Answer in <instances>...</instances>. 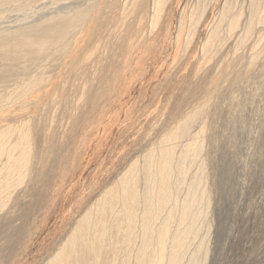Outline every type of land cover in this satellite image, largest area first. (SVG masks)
Returning a JSON list of instances; mask_svg holds the SVG:
<instances>
[{
  "label": "bare ground",
  "instance_id": "bare-ground-1",
  "mask_svg": "<svg viewBox=\"0 0 264 264\" xmlns=\"http://www.w3.org/2000/svg\"><path fill=\"white\" fill-rule=\"evenodd\" d=\"M46 3L51 11L25 23L27 16L34 17L36 9ZM9 6L15 8L17 18L21 16L15 20L23 22L0 29V211L17 188L28 186L35 157L42 164L56 157L53 148L62 142L57 129L75 121L76 132L70 135L75 139V153L77 141L81 143L84 133L97 123L96 112L112 101L123 79L133 76L152 53L159 58L156 67L152 64L154 70L166 69L173 56L167 73L172 72L173 78L180 75L168 88L162 112L139 136L143 141L149 138L148 143L156 137L158 142L152 144L157 145L145 149L142 161L134 160L111 188L98 192L101 195L93 209L73 226L72 218L67 219L72 230L66 239L59 236L54 241L61 245L48 248L49 255L40 264L198 263L201 255L192 243L202 239L198 235L209 207L204 187L208 162L203 153L209 121L216 115L220 129L229 128L234 117L227 112L238 107L241 84L244 80L251 83L256 64L261 67L264 62L260 59H264V0H0V13ZM243 54L248 62L244 63ZM260 81L254 84L256 90ZM60 109L68 116L60 119ZM36 132L42 137L39 155L33 149ZM61 155L67 156L65 149ZM59 160H50L48 171L44 164L37 170L39 181L44 182L38 184L44 190L65 173L66 169L57 167ZM60 180L62 184V176ZM45 205V200L37 201L32 208L40 210ZM38 210L32 212L36 215ZM22 253L24 264H37L29 257L28 247ZM15 257L16 264H22Z\"/></svg>",
  "mask_w": 264,
  "mask_h": 264
},
{
  "label": "rangeland",
  "instance_id": "rangeland-1",
  "mask_svg": "<svg viewBox=\"0 0 264 264\" xmlns=\"http://www.w3.org/2000/svg\"><path fill=\"white\" fill-rule=\"evenodd\" d=\"M43 6L44 7L40 6L36 9V13H38L34 14V17L31 15L27 16L31 20L26 17L27 21L25 19V23L39 17V14L45 16V14L52 10L50 9V4L46 3ZM5 11L8 13H0V29H10V27L15 28L16 24H21L23 22L21 21L18 23V21H16L19 20L21 16L17 18L18 14L16 15L17 12H15V8L13 10V7L10 9L9 6ZM242 19H244V16L241 20ZM243 55H245L244 63L245 61L248 62L249 59H247L248 57H246V54ZM147 58L148 60L144 61V64L142 63L139 67L140 70L137 69L133 73V76H136L137 79L135 78L134 80V77L131 75L129 78L127 76V79H123L124 84H122V82L119 85L122 89H119L120 92L117 91L119 94L116 92L118 96H116L117 94L115 93L116 95H113L115 97L112 98V101L110 100L107 104H103L96 112V114L99 115L96 120L97 123L95 122L96 124L91 127V130L89 129L88 132L84 133V140L82 139L81 143H78L77 141L76 144H79L76 147L77 152H73L75 139L70 136L76 132L75 121L72 119L69 124H64L57 129V137H61L62 142L56 145L57 150L55 147L53 148L54 153L52 156L58 152L55 158L61 160H59V165L57 167L59 168L62 166L61 168L66 170L65 173L61 172V175H58L60 176L59 179L58 177L55 178L53 185L50 182L51 178H46L50 182L48 186L49 191L47 189L44 190V187L41 188L44 182L42 183L39 181L40 177H37V170L45 166V171H48L55 158H49L47 163H43L44 166L41 161H38V157L34 158L30 167L31 174L26 182L29 183L28 186L25 187V185H22L17 188L9 197V202L6 204L5 208L0 211V264H6V261L10 260L11 256V259H14V255H16V257L19 256L20 258L18 257L17 259H20L22 264H24L23 262L25 261H23V258H25V256L23 253L21 254V252L26 247H28L29 257H34V263H43L49 255V253H46L49 251L48 248L50 249L52 248V245L54 247L56 244L59 246L61 245L60 242L55 243L54 241H56L59 236L65 237V239L67 238V235L70 233L69 231L72 230V226L75 221L81 219V217L89 209H93L96 204V200L100 197L104 189H109V187L111 188L113 183L116 184V181H118L134 160L140 161L145 149L147 150L148 148L151 149L152 147H155L154 145L158 142L156 137L148 143L147 141L149 138H146L143 141V139L139 136L144 130H146L148 124L154 120L152 118L157 117V115L162 112L161 110H163V106L166 105L167 95L171 85L173 84L172 82H174V80H176L175 77L178 78L180 74L177 75L178 77L175 76L173 78L171 76L172 72H170V74L169 72L167 73L168 68L172 65L170 63L172 62V59H174L173 56L171 59L168 58L169 65L166 68L167 70L152 69V64L156 67V62L157 64L159 62V58L155 56V53L150 54ZM260 59L264 61L263 57ZM261 65V67H257L258 64H256V67L253 69L252 74L255 79L252 78L251 75L249 77V79L251 78V83L246 80L248 82L247 83L244 80V85L243 83L241 84L243 89L241 87L240 94L236 96V99L239 101L235 100L237 101L236 104L238 107L231 109V114L227 112L228 117L229 115L234 117V119H231L232 121L228 119L232 122L230 126H228L229 128L224 125L222 126L224 127L223 130L220 129L222 124L217 123L218 121L216 119V115L212 116L214 119L209 121V138L206 137L205 140L207 141H204V144H206L203 145V153H205V162H208L204 165L205 173H207L205 174L207 178L205 184H207L204 187L206 192L209 193L210 198H208L209 207L206 213L207 217L203 221V223L205 222L203 224L205 226H203L204 228L201 227L202 231L198 235V237L202 239L200 242L196 239L192 243V249L197 248L199 250V254L201 255L200 261L196 264H264V78H261L264 77V74L262 75V73H264V62L261 63ZM137 71L140 73H137ZM131 77H133L132 80ZM155 78L158 79L155 80ZM128 79L129 81L126 83ZM253 79L257 80V82L262 79V81H260L262 86L260 85V88L257 86L260 90H256L255 88V85H259V82L255 83ZM130 80L132 83H130ZM130 84H132L133 87ZM122 86H126L125 88L127 90ZM162 87L164 90L161 91ZM123 90L126 91L124 92ZM154 95L155 97L153 98ZM240 101L241 103H239ZM240 104L242 106H240L241 109L239 108ZM237 108L239 109L238 111ZM57 116H60V119H63L67 117L68 114L60 109ZM79 117L80 113L75 118L79 121ZM47 119L48 118H46L44 122H46ZM229 121H227V123ZM42 127L44 134L47 122L43 123ZM66 131H68L67 134ZM40 136L41 134L39 132H36V134L33 135V149L37 152V155L41 153L40 150L42 148V137ZM135 136L140 138L142 141L139 142L140 139H137ZM211 136H214V138H211ZM132 139L134 140L131 143ZM73 141L74 143L72 147ZM154 141H156V143L152 144ZM136 142H138L139 145H137L138 143ZM140 145L145 147L142 149ZM130 146L132 147L131 149ZM134 147H137V149L140 148L142 153L140 150L137 151ZM64 149L67 152V156H65V158H60L62 156L61 153L63 152L64 154ZM49 153L51 154V152ZM120 155L123 156L119 157ZM122 157L125 159H122ZM71 159L72 163L71 165L69 164V167L68 163L71 162ZM126 159L128 161H126ZM37 163L41 164L38 165ZM217 166H219V168ZM124 167L126 168L123 169ZM60 170L62 171L63 169ZM118 173L119 175H117ZM61 176L64 180L63 183L65 182V184H61ZM103 177H106V179H103ZM56 179L60 180L59 183ZM101 180L104 182H101ZM31 183H36V185L34 184L33 186ZM107 184L108 187L106 186ZM54 185H57L58 189H60L56 190L57 187L54 188ZM99 185H104L106 187L103 186V188ZM51 187H53V191L56 190V192H58L52 193L53 191L50 190ZM98 192L101 194L99 195ZM93 195H95V197ZM59 197L62 199L61 201H59ZM93 197L94 199L91 200ZM11 200L13 201L11 202ZM44 200L45 203L48 204V207L45 205L40 210H38L37 206L32 208L35 202ZM53 200L56 201L52 203ZM84 205H86V207L80 208V206ZM32 210H38L36 211V215L32 212ZM80 210L83 211L81 212ZM79 212L81 214H79ZM66 213L68 215H66ZM67 219H71V222L69 220L68 221L70 225L72 224V226L68 225ZM42 223L43 225H41ZM65 223H67V225ZM61 224L63 226L65 224L66 227H63ZM67 226L69 227L68 229ZM35 227L36 229L34 230ZM27 228L29 229V232ZM55 231H57V234ZM29 233L33 238L29 237ZM19 238L24 240L21 241ZM16 263L17 260L15 259L10 260L9 262V264Z\"/></svg>",
  "mask_w": 264,
  "mask_h": 264
}]
</instances>
